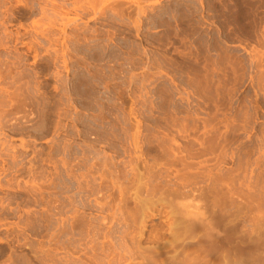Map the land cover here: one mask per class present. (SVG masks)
Returning <instances> with one entry per match:
<instances>
[{
	"label": "rangeland",
	"instance_id": "1",
	"mask_svg": "<svg viewBox=\"0 0 264 264\" xmlns=\"http://www.w3.org/2000/svg\"><path fill=\"white\" fill-rule=\"evenodd\" d=\"M231 263L264 264V0H0V264Z\"/></svg>",
	"mask_w": 264,
	"mask_h": 264
},
{
	"label": "bare ground",
	"instance_id": "2",
	"mask_svg": "<svg viewBox=\"0 0 264 264\" xmlns=\"http://www.w3.org/2000/svg\"><path fill=\"white\" fill-rule=\"evenodd\" d=\"M205 227V226H204ZM202 237H203V235H202ZM221 237V236H220ZM210 239V238H209ZM214 239V238H213ZM210 243V242H209ZM204 246H205V244H204ZM215 248V247H214ZM229 260V259H228ZM231 264H233V263H231Z\"/></svg>",
	"mask_w": 264,
	"mask_h": 264
}]
</instances>
